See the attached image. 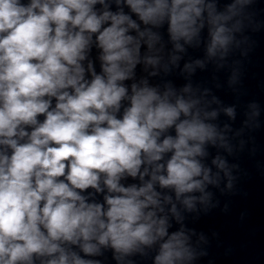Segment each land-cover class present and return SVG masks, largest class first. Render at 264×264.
I'll return each instance as SVG.
<instances>
[{
  "label": "clouds",
  "instance_id": "obj_1",
  "mask_svg": "<svg viewBox=\"0 0 264 264\" xmlns=\"http://www.w3.org/2000/svg\"><path fill=\"white\" fill-rule=\"evenodd\" d=\"M97 2L0 0V145L12 149L10 155L0 152V264H31L34 254L50 257L47 264H92L62 244L77 245L86 255L98 252V245L120 254L152 245L167 234L165 220L148 210L159 203L154 182L174 188L179 197L202 187L196 179L202 172L208 179L196 157L216 133L193 112L195 101L173 102L171 93L161 96L134 84L130 107L122 119L114 114L128 92L118 82L129 79L137 63L139 42L127 33L138 25L123 13L98 15ZM127 4L145 24L167 18L173 41H190L204 0ZM226 19H211L216 27L210 53L230 39L219 23ZM107 21L110 26L101 31ZM92 34H98L103 75L89 64V82L80 61ZM45 97H55L54 108ZM39 115L45 117L42 123ZM22 126L33 127L29 133ZM173 126L176 135L158 142ZM166 152L172 155L165 169L155 162ZM154 163L143 186L120 183L125 174L143 179L148 169L140 172L141 166ZM162 170L166 175L158 174ZM101 174L109 193L106 208L80 194L89 188L102 192ZM186 253L182 235L173 234L160 245L155 264H176Z\"/></svg>",
  "mask_w": 264,
  "mask_h": 264
}]
</instances>
